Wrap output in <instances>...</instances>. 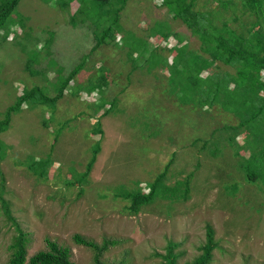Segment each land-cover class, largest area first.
Masks as SVG:
<instances>
[{"label":"rangeland","instance_id":"obj_1","mask_svg":"<svg viewBox=\"0 0 264 264\" xmlns=\"http://www.w3.org/2000/svg\"><path fill=\"white\" fill-rule=\"evenodd\" d=\"M56 1L21 0L0 31V121L33 88L41 97H55L63 80L84 63L62 99L25 104L0 135L2 198L28 234V256L46 250L49 238L71 249L74 264H94V253L73 242L80 234L98 243L121 241L104 254L106 264H160L156 253L164 254L170 241L180 243L178 264H187L200 255L210 224L218 241L212 264H264V178L250 181L242 166V157L249 156V131L237 137L239 150L229 142L231 133L221 130L239 119L219 106L188 104L171 80L182 45L208 57L199 38L157 0H133L121 14L114 42L91 54L94 33L101 29L73 26L70 16L78 1L67 10ZM195 9L210 13L219 27L225 23L248 35L257 23L264 31V20L243 0H195ZM158 23L170 38L152 36ZM216 68L204 77L234 73L221 63ZM98 144L93 169L80 183ZM33 160H50L45 178L30 168ZM170 162L160 188L181 192L177 183L189 178V199L159 196L139 214L131 213V202L122 195L138 189L146 194ZM2 205L0 264H7L17 230Z\"/></svg>","mask_w":264,"mask_h":264},{"label":"trees","instance_id":"obj_2","mask_svg":"<svg viewBox=\"0 0 264 264\" xmlns=\"http://www.w3.org/2000/svg\"><path fill=\"white\" fill-rule=\"evenodd\" d=\"M130 1L133 0H57L56 3L62 10H67L73 2L80 4L77 11L70 16V23L73 26H85L88 23L93 27L99 26L101 31L97 30L94 33L96 43L91 51L93 54L100 47L114 42L115 33L121 32V14ZM20 2L21 0H2L0 2V31L6 26ZM157 2L161 7L168 9L173 19L181 20L192 30L201 42V52L208 56L188 51L186 45L181 46L178 55L172 61V66L176 67V70L171 72L172 82L175 80L178 88L180 87V96L187 99L188 104L199 103L201 107H206L208 104L211 107L219 106L224 111L234 114L239 119V123L234 126H225L221 130L231 133L229 142L233 145L237 144L235 141L241 132L249 131L246 142L250 146L249 156L242 157V166L250 181L255 182L258 178H264V31L261 24H254L249 34L246 35L238 33L225 23L219 27L215 22V17L210 16V13L195 9V0H157ZM243 4L259 20H264V0H243ZM83 15L85 17L81 20L80 16ZM155 35H161L164 38L171 36L168 29H165L164 25L160 23L152 29V36ZM167 61L169 62V59ZM219 63L232 68L234 73L215 72L210 78L204 77V74L211 68H218ZM83 65L84 63L63 80L58 94L53 98L41 97L42 92L38 88L23 93L16 103L6 111L5 118L0 121V135L8 129L12 115L18 113L25 104L35 105L36 100L46 104L62 99L71 82L84 68ZM115 102L116 100L113 101L108 111H111L115 106ZM108 111L103 116L107 115ZM99 124L97 122L96 126ZM217 131H214L213 135ZM97 132L101 134V129L98 128ZM207 144L208 141H205V145ZM3 148L0 140V160L5 157L2 154ZM241 148L243 147L239 146V150ZM99 150L98 144L94 148V156L88 163L86 172L81 174L78 182L86 181L90 175ZM237 155H240L239 151H237ZM32 163L30 168L34 170V173L45 178L47 168L51 164L50 160L47 162L33 160ZM170 164L171 162L167 165L165 172L161 173L148 186L149 191L146 194H142L138 189L136 192H125L122 195L124 199L131 202L129 208L131 213L139 214L143 206L153 204L159 196L173 200L186 201L189 199V178L185 182L177 183L176 188L177 186L181 187V192L176 190L169 193L160 188L167 179ZM0 175L2 177L0 201L6 216L13 222L17 230V236L10 246L12 254L7 264H74L71 249L49 238L46 239V250L39 251L31 257L28 256L27 245L30 239L11 215L9 202L2 198L5 178L1 170ZM70 184H74V182ZM73 242L94 253V264H106L102 260L104 254L121 243L120 240L111 238H104L101 243H98L80 234L73 236ZM179 247L180 243L170 241L164 254L156 253V256L162 259L160 264H178L181 255L176 253V250ZM217 248L216 232L209 224L206 227V241L200 247V255L187 264H212L214 251ZM115 264L126 263L121 261Z\"/></svg>","mask_w":264,"mask_h":264}]
</instances>
